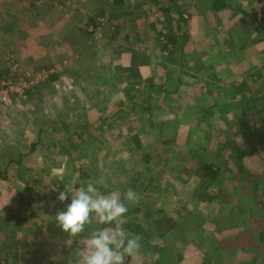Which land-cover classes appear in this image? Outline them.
<instances>
[{
    "label": "rangeland",
    "instance_id": "1",
    "mask_svg": "<svg viewBox=\"0 0 264 264\" xmlns=\"http://www.w3.org/2000/svg\"><path fill=\"white\" fill-rule=\"evenodd\" d=\"M211 2L0 0V82L51 72L0 103V264H81L55 222L73 178L140 194L126 219L148 236L126 264H264V208L244 202L264 205V0ZM162 6L181 56L161 50Z\"/></svg>",
    "mask_w": 264,
    "mask_h": 264
},
{
    "label": "clouds",
    "instance_id": "2",
    "mask_svg": "<svg viewBox=\"0 0 264 264\" xmlns=\"http://www.w3.org/2000/svg\"><path fill=\"white\" fill-rule=\"evenodd\" d=\"M69 198L71 202L56 213L55 222L69 237L79 238L81 264H126V258L139 256L142 237L124 227L129 205L140 202L139 193L132 188L123 194L115 190L105 193L93 182L79 184L73 178L57 197L60 202ZM94 223L100 227L83 236L86 226Z\"/></svg>",
    "mask_w": 264,
    "mask_h": 264
},
{
    "label": "trees",
    "instance_id": "3",
    "mask_svg": "<svg viewBox=\"0 0 264 264\" xmlns=\"http://www.w3.org/2000/svg\"><path fill=\"white\" fill-rule=\"evenodd\" d=\"M211 3H212L211 6H212V8L215 11H219V10L223 9L226 6L225 0H212ZM168 10L169 9L166 6L160 7V11H162V15L163 16H166L165 18L168 19L169 23H171V24H169V26H170L169 28H168V26H166L168 28V29H166L164 26L167 25V23H166V21L163 20L164 21L163 22V26H162L163 28L158 33L159 36L164 37V40H162L161 50H162V52L165 51L167 53V55H170V56L171 55H175V54H180V56H181V53L184 51V44L186 42H188L187 29L185 27H180L178 30H174V28L172 27V24L173 23L176 24V22H174L175 21L174 18L168 17V14H167L168 13ZM101 14H103V13H101ZM136 18L137 19H143V17L140 14H135L134 15V19H136ZM178 19H179V22L180 21L181 22L183 21V23H182V25H183L184 22H185V20L183 19L182 14H180L178 16ZM178 19H176V20H178ZM88 20L92 24H94L96 22L95 19H93L92 17H90ZM262 20H263V18H260V20L258 21V24L259 23L262 24V22H261ZM179 36H181L182 39H183V43H182V46L180 48L178 46V38H179ZM175 78H176L175 81H177V80L178 81H181L179 77H175ZM169 84H171V83L170 82H167L166 83V81H165V84L164 85H158L159 90H162L163 92H166V93L168 92V94H171V91H167L165 89ZM146 86L147 85H145L144 87H146ZM179 86H181V85H178L177 89L179 88ZM190 86H192V85H190ZM149 87H152V86L150 85ZM176 91L173 90L172 92L175 93ZM74 143H75V141H70L68 147H65L64 150L65 151H69L73 147ZM17 162H19V161H17ZM237 166H238V170L239 171H243L244 170L243 163L241 164V157L239 158V161H238V165ZM208 168H209V172H210V173H208V175L210 177V181L211 180H214L216 178V175L218 174L217 169H214L213 170L211 168V165L208 166ZM248 172L249 171L246 170L245 171V175H244V178L247 181V183L250 181L249 177L251 175ZM246 189H247L246 193L249 194V196L248 195L246 196L247 197V200H245L244 202L245 203L247 202L246 204H248V203L251 202V204L253 205V207H252L251 210H253V211L254 210L255 211L257 210V211H261L262 212V210L264 208V205L261 203L260 198L258 199L256 197V194L251 193L249 191V190H252V189H250V187H249V189L248 188H246ZM256 201L258 203H255ZM244 202L242 203V205L245 204ZM158 214H159V211H158ZM151 217H152L151 225L154 226V228L158 232V234L168 233V232H170L175 227L174 220L172 218L166 216V215H160L159 214L157 216H154V217L151 216ZM124 227L126 229H130L131 230V233L140 234L142 236H145V235L148 236V231L143 226L139 225L138 222H127L124 225ZM256 230H258V229L256 228ZM254 233H255V231H254ZM211 248H214V247H211ZM215 250L222 252L221 251L222 250V247H220V245L217 247V245H216L215 246ZM261 252L263 253L264 251H261ZM229 253L230 252H226V254H229Z\"/></svg>",
    "mask_w": 264,
    "mask_h": 264
},
{
    "label": "built area",
    "instance_id": "4",
    "mask_svg": "<svg viewBox=\"0 0 264 264\" xmlns=\"http://www.w3.org/2000/svg\"><path fill=\"white\" fill-rule=\"evenodd\" d=\"M49 73L51 72L41 69L36 74L28 73L26 77L20 78L18 81L16 80L19 77L17 78L16 75H14L12 79H9L8 77L2 79V82H0V103H9V95L12 94H17L19 96L26 95L40 79L44 78V76H47Z\"/></svg>",
    "mask_w": 264,
    "mask_h": 264
}]
</instances>
